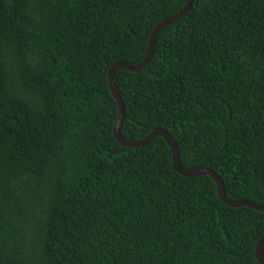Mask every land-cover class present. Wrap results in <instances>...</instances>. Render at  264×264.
<instances>
[{"label": "trees", "instance_id": "16d2710c", "mask_svg": "<svg viewBox=\"0 0 264 264\" xmlns=\"http://www.w3.org/2000/svg\"><path fill=\"white\" fill-rule=\"evenodd\" d=\"M188 0H0V264H259L264 213L121 146L108 82ZM124 139L264 206V0H194L116 71Z\"/></svg>", "mask_w": 264, "mask_h": 264}, {"label": "water", "instance_id": "95a60500", "mask_svg": "<svg viewBox=\"0 0 264 264\" xmlns=\"http://www.w3.org/2000/svg\"><path fill=\"white\" fill-rule=\"evenodd\" d=\"M194 0H188L186 6L184 9L179 12L177 15L169 18L168 20L160 23L154 30L150 43L149 48L147 52V56L140 65L137 66H131L125 63H116L110 70L108 74V82H109V88L110 91L114 97V99L117 101L119 106V117L116 123V126L114 128V136L117 140V142L128 149H141L149 146L156 138L161 137L163 138L166 143L168 144L170 150L173 154V169L176 173L179 175L186 177V178H199L204 175L210 176L216 183L218 194L223 203H225L230 208H243L248 207L252 210L263 212L264 213V206H257L255 204H252L248 201L244 200H236L231 201L227 198L226 190L224 183L222 182L221 178L213 171L207 170V169H201V168H192V169H184L181 165V158H180V151L178 149L177 143L172 138L171 135H169L166 131L162 129H157L153 131L147 138H145L142 141H132L124 139L121 135V129L123 126L124 118H125V108L124 103L121 97V94L118 90L117 84H116V71L117 70H125L130 73H139L143 71L147 65L150 63L152 56L155 52L156 48V39L159 34V32L170 26L176 21H179L180 19L184 18L189 11L191 10L193 6ZM256 259L259 264H264V238L260 240V242L257 244L256 252H255Z\"/></svg>", "mask_w": 264, "mask_h": 264}]
</instances>
